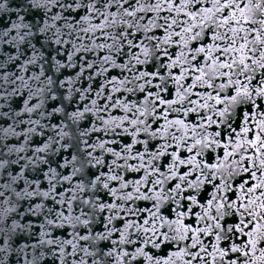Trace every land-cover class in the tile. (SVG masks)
Here are the masks:
<instances>
[{
  "label": "snow or ice",
  "instance_id": "6c2138e0",
  "mask_svg": "<svg viewBox=\"0 0 264 264\" xmlns=\"http://www.w3.org/2000/svg\"><path fill=\"white\" fill-rule=\"evenodd\" d=\"M31 6L2 34L0 200L44 264H258L264 0Z\"/></svg>",
  "mask_w": 264,
  "mask_h": 264
},
{
  "label": "clouds",
  "instance_id": "9594fccd",
  "mask_svg": "<svg viewBox=\"0 0 264 264\" xmlns=\"http://www.w3.org/2000/svg\"><path fill=\"white\" fill-rule=\"evenodd\" d=\"M32 0H3L0 2V49L3 48V32L5 25L18 23V17L30 16L36 12L32 6ZM15 36L13 33L8 39ZM18 43V41H17ZM19 71V70H17ZM23 75V73H21ZM20 81L15 87L19 88ZM13 85H4L0 81V92H6ZM34 90V89H32ZM7 101L12 100V95L9 94L6 98ZM10 115H13L10 113ZM3 191V189H0ZM26 209L21 211L15 197L0 200V264H44L46 257L45 247L33 245L32 233L27 227V221L24 219ZM23 225V227H21ZM264 260V256H257L258 264Z\"/></svg>",
  "mask_w": 264,
  "mask_h": 264
},
{
  "label": "water",
  "instance_id": "95a60500",
  "mask_svg": "<svg viewBox=\"0 0 264 264\" xmlns=\"http://www.w3.org/2000/svg\"><path fill=\"white\" fill-rule=\"evenodd\" d=\"M0 2H3V0H0ZM142 2H143V0H142ZM152 2H153V3H156L157 0H152ZM139 15H145V14H144V13H140ZM169 15H171V16H175L176 14H175V12L169 14L166 10L161 11V12L159 13L158 23H163V18H164V17H167V16H169ZM151 18H157V13H155V12L148 13V14H147V18H146L145 20L141 21V23H143V24H147V23H148V19H151ZM96 22H97V21H94V23H96ZM115 30H116V29H111V31H115ZM133 31H135V29H133ZM152 31L155 32L158 36H162V35H163V30H162V29H153ZM95 37H97V38L100 39L101 41L104 40V37L100 36L99 32L95 33ZM109 42H110V41H109ZM85 43H88V41L85 40ZM162 59H163V57H162ZM141 70H143V68H141ZM113 74H116V73L114 72ZM101 79H103V78H101ZM155 82H156V81H154V83H155ZM78 86H79V85H78ZM107 87L109 88V91H110V86H107ZM122 91H123V90H122ZM113 95H115L117 99H119V100H121V101H124V100H125L130 94L127 93V92H124L123 95H120L119 93H116V94H113ZM93 98H95V93H93ZM131 98H132L133 100H135V99H136V95H132ZM193 98H195V97H193ZM77 99H78V98H77ZM104 103H111V101H104ZM89 104H90V101H89ZM109 114H113V115H123V113H122L121 111H119L118 109H114V108H113V109H109L108 112L104 113L105 118H107V116H108ZM161 123H163V121H161ZM130 131H131V129H130ZM108 138L111 139L112 137H108ZM116 139L119 140L120 138H119V137H116ZM69 231H71V230L69 229Z\"/></svg>",
  "mask_w": 264,
  "mask_h": 264
}]
</instances>
